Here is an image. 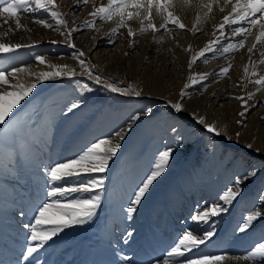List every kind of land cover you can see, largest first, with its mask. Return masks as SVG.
I'll return each mask as SVG.
<instances>
[{
  "label": "snow or ice",
  "instance_id": "obj_1",
  "mask_svg": "<svg viewBox=\"0 0 264 264\" xmlns=\"http://www.w3.org/2000/svg\"><path fill=\"white\" fill-rule=\"evenodd\" d=\"M85 8H90L87 18L75 25L76 12ZM41 10L44 15L34 17L33 23L60 33L62 39L33 40L27 44L0 40V58L6 60L0 63V264H50L53 254L50 249L62 239L66 230L89 226L98 218L103 208V194L108 191L106 181L110 178L113 186L109 198L118 211L100 235L97 247L117 259L82 261L81 264H264V242L256 243L242 255L224 250L202 251V247L206 248L219 238L218 225L213 221L231 214L233 206L247 195L250 185L256 187L255 203L242 215L234 234L264 232V159L259 165L241 161L243 171L225 186L216 202L198 205L187 217L193 226H185L173 244L158 256L123 254L119 246L121 243L129 246L133 242L135 230L124 225L147 202L154 185L174 162L177 151L187 145L189 137L181 131L180 125L185 114L198 127L217 137L218 142L209 147L213 154L227 155L226 146L239 142L249 116L264 105V0H0V27L7 28L0 36L6 38L17 30L31 32L32 29L21 22L20 13ZM185 10L194 14L191 27L177 14ZM103 22L114 27L100 40L115 47L126 31L132 38L133 51L137 40L149 33L154 43L159 44L166 37L175 40L171 35L174 30L191 32L195 36L204 34L205 27L210 25L212 32L211 38L198 51L193 50L192 44L184 46L190 59L185 66L187 82L178 93L179 99L153 98L152 102L129 113L123 126L103 138H96L82 150H72L65 155L63 148L78 127L71 117L85 106L81 89L90 93L95 85L122 97L144 99L149 96L143 87L124 80L110 81L98 72L97 65L90 59L99 43L95 34L89 37L90 42H95L92 49L85 51L77 47L74 35L97 33L100 31L98 23ZM161 32L166 35H159ZM43 43L69 49L67 53L54 54L61 59L64 55L71 56L78 62L80 71L67 63L48 61L46 54L39 53L32 56L33 61L48 70L32 71L31 65L13 62L22 49L31 50ZM237 52H243L248 60L240 81L222 92L214 89L208 93L212 83L230 80L232 61L228 60L215 71H194V65L208 63L217 53L223 58L225 54ZM64 80L73 85L76 98H66L57 91L36 102L38 86ZM82 80L87 82L82 83ZM249 85L252 90H248ZM232 87L242 88V94L232 95ZM218 92H221L219 96ZM193 96L208 101L203 105L205 109H220L230 100L239 103L235 139L228 134L227 123L220 126L218 119L210 121L207 111L204 114L189 111L186 104ZM158 113L165 115L158 117ZM151 119L168 125L171 144L166 143L158 150L148 173L129 190L122 182V173L110 175V166L119 169L116 161L120 158L118 154H123L122 144L142 122ZM260 119L264 120V115ZM170 120L176 122L169 124ZM244 147L264 157V149L254 147L252 142ZM118 230L122 233L119 239ZM51 264L71 262L51 261Z\"/></svg>",
  "mask_w": 264,
  "mask_h": 264
},
{
  "label": "bare ground",
  "instance_id": "obj_2",
  "mask_svg": "<svg viewBox=\"0 0 264 264\" xmlns=\"http://www.w3.org/2000/svg\"><path fill=\"white\" fill-rule=\"evenodd\" d=\"M103 2V0H98ZM90 8H85L82 12H76L75 25H80L87 18L86 13ZM181 15L182 21L191 27L194 23V14L190 10L178 12ZM41 10L39 13H20L21 22L32 29L31 32L17 30L12 32L8 37L0 36V40L12 43H31L33 40L51 41L53 34L57 33L42 26L33 23V18L43 16ZM219 18V17H218ZM2 23V21H0ZM74 25V26H75ZM100 29L97 33L84 32L81 35L75 36L74 41L78 48L85 51L93 48L95 42H90L89 37L93 34L97 36L99 43L97 44L95 54L90 56V59L97 67L107 73L110 77L124 80L127 83L133 84L136 87H143L144 91L157 97H170L173 100L179 99L178 93L187 82L186 79V63L190 59L189 53L184 51V46L193 45V50L198 51L211 38L212 29L209 26L205 27L204 34H196L191 32L174 30L171 34L176 39L165 38L161 43L156 44L153 41L152 34H145L137 40L136 48L133 51L131 47V39L124 31L123 35L115 47L107 45L106 41L100 40V37L105 32L110 31L114 25L108 22L98 23ZM7 31L6 26L0 27V33ZM60 38L61 34L57 33ZM159 35L165 36L163 32ZM116 39V37H113ZM45 45L48 49L38 51L39 47ZM179 45V46H178ZM50 48L49 43H43L36 48L28 50L22 49L20 53L13 59L14 63L31 65L32 71L48 70L46 66L37 65L32 56L46 54V60L53 63H67L75 67L77 61L71 56L64 55L63 58H58ZM59 53H66V50ZM129 53V55H125ZM211 56V54H209ZM228 60L232 61L233 67L230 70V80H221L218 83H212L208 88V93L214 89H220L221 92L225 87H230L240 81L243 76L244 65L248 62L247 56L243 52H237L234 55L225 54L222 58L217 53L215 58H210L208 63H199L194 65V71H215L220 66L226 64ZM6 62L0 58V63ZM48 87V82L43 86H38L39 92L37 95ZM248 90H252V86H248ZM242 88L232 87V95L242 94ZM221 92H218L219 96ZM208 93H205L207 96ZM62 96L69 98L65 93H60ZM206 99H201L199 96H193L186 107L193 111H198L204 114L207 111L209 120L218 119L219 125L227 123L228 134L235 139V131L237 129L236 120L238 119L236 112L239 109V103L235 100H230L223 104L220 109L209 107L205 109L203 105L207 104ZM215 103V102H213ZM227 109V111H225ZM191 110V111H192ZM214 113V115H213ZM88 109L83 107L76 116L71 119L78 126L76 134L71 138L69 143L64 146L63 152L65 155L71 153L72 150H82L88 143L94 142L96 138H103L115 130L118 126H123L122 119H115L107 123L103 116H98L95 121L88 122ZM264 115V105L256 112L249 116V123L245 127L239 139L243 144L252 142L254 146L264 149V120L260 117ZM126 138L122 144V155L116 161L117 167L110 166L111 173L117 175L123 174L122 182L128 185L129 190L133 184L138 183L145 176L152 166V161L158 152L165 146V138L162 134H155L150 142H145L146 136L144 132H140L142 144L132 141V134ZM171 144V140L167 141ZM196 155H193L187 161L175 160L171 163L166 174L159 179V182L154 185L151 195L147 197V202L138 209V213L134 214V218L126 223L131 230L134 229V240L129 246L121 243L119 246L123 249V254L138 253L140 256L145 254L159 255L160 252L171 246L176 235L185 226L178 223V210L184 212L188 207L183 208L184 201L190 205V193L202 185L203 188H208L210 181L209 174H206L202 167L197 163ZM168 177L167 182L162 180ZM113 179L106 181L108 191L103 194V208L99 213L98 218L89 226H78L71 230H66L62 234V239L57 241L56 246L50 249L53 254L50 257L51 261H70L71 264H81L82 261L91 260H110L115 261L117 258L110 254H105L102 249L97 247V241L104 231L106 225H110L113 221L114 214L118 208L109 198L112 192ZM193 207V206H192ZM240 207H236L232 219L219 218L213 221L218 225V239H214L207 245L202 247L204 252H216L224 250L230 254L242 255L249 251L255 245L254 240L243 243L239 234H234L238 222L241 219ZM229 218V217H228ZM125 226V225H124ZM121 232L117 231L116 236L119 239ZM23 241V237H20ZM122 264V262H121ZM244 264V262H241Z\"/></svg>",
  "mask_w": 264,
  "mask_h": 264
},
{
  "label": "rangeland",
  "instance_id": "obj_3",
  "mask_svg": "<svg viewBox=\"0 0 264 264\" xmlns=\"http://www.w3.org/2000/svg\"><path fill=\"white\" fill-rule=\"evenodd\" d=\"M62 37V36H61ZM60 36L57 33L53 34V40H60ZM50 48L52 51H65L66 53L69 49L64 48L60 45H51ZM48 48L45 45L39 47L38 51H45ZM69 56V55H68ZM77 72L80 71L77 65L74 67ZM98 72L102 73L105 77L110 78V81L119 82L118 79L110 77L107 73L97 67ZM87 82L86 80H82V83ZM93 90L89 93L86 90L81 89V93L84 94L85 98V106L88 109V122H93L98 116H103L105 121L109 123L110 121H114L115 119H122V117H127L129 113L134 112L136 109L142 107L146 103L152 102L153 98H158L157 96L149 94L147 98H136V97H122L101 89L100 86L92 85ZM59 91V93H65L69 98H76L77 92L73 85L68 81L64 80L63 82L53 83L48 82V87L41 91L37 95V103L39 102L40 97L48 96L50 93H54ZM171 99L170 97H166ZM163 107V106H162ZM192 109H189L191 111ZM193 111V110H192ZM165 115V113H158L157 116ZM175 120L168 121L169 124L175 123ZM181 131L189 137L187 141V145L180 151H177L174 157V161H187L193 155H196L197 163L202 167L206 174H209L210 181L208 184V188H203L202 185H198L199 187L193 190V193H190V205L184 201L183 208L190 207L188 211L180 209L178 210V223L181 225L189 224L192 227V222L187 220L194 209L197 208L198 205H202L205 202L209 204L216 202L218 195L222 192L226 185H230L234 176L238 175L243 169L240 166L241 161H247L249 164H257L259 165L261 160L264 157H261L259 154L252 152L244 147L245 144L242 142L232 143L226 146L227 155L221 154L217 152L213 154L209 147L217 143V137L212 134H208L206 131L198 127L195 123H193L190 119L187 118L185 114L180 119ZM168 125L159 122L158 119L145 120L140 124L138 128L134 130L132 134V141L135 143L142 144L143 141L140 139V134L142 132L145 133L146 140L145 142H150L156 132L162 134L167 143L168 140H171V135L167 130ZM141 132V133H140ZM164 142V144H166ZM256 147V146H254ZM259 148V147H256ZM168 177H165L162 182H167ZM256 196V187L255 185H250L248 188L247 195L236 203L232 210L231 214L223 215V218L232 219L234 216V211L236 207H240V215H244L248 212L255 203ZM193 206V207H192ZM229 217V218H228ZM127 227V225L125 224ZM119 231V230H118ZM240 239L243 243H247L248 241H253L256 243L264 242V232L255 231L251 232L247 235H240Z\"/></svg>",
  "mask_w": 264,
  "mask_h": 264
}]
</instances>
